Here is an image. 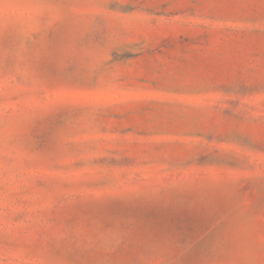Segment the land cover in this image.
Instances as JSON below:
<instances>
[{
	"label": "rangeland",
	"instance_id": "obj_1",
	"mask_svg": "<svg viewBox=\"0 0 264 264\" xmlns=\"http://www.w3.org/2000/svg\"><path fill=\"white\" fill-rule=\"evenodd\" d=\"M0 264H264V0H0Z\"/></svg>",
	"mask_w": 264,
	"mask_h": 264
}]
</instances>
